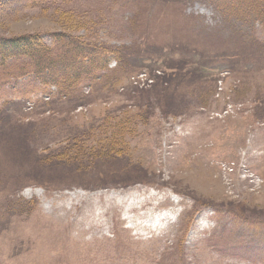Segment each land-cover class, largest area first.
<instances>
[{
  "label": "rangeland",
  "instance_id": "obj_1",
  "mask_svg": "<svg viewBox=\"0 0 264 264\" xmlns=\"http://www.w3.org/2000/svg\"><path fill=\"white\" fill-rule=\"evenodd\" d=\"M209 2L0 0V264H264V0Z\"/></svg>",
  "mask_w": 264,
  "mask_h": 264
},
{
  "label": "trees",
  "instance_id": "obj_2",
  "mask_svg": "<svg viewBox=\"0 0 264 264\" xmlns=\"http://www.w3.org/2000/svg\"><path fill=\"white\" fill-rule=\"evenodd\" d=\"M222 9L223 11L227 12V9H224V8H220ZM30 42V44H33L34 42L32 40L29 41V38L25 39V38H20L14 42L11 43L12 47L18 52L20 50H23L25 52H27V46H28V43ZM24 55V54H23ZM73 83H71L69 85V89L70 91L72 90L73 88ZM78 152L82 153L83 152V148L79 147L77 149ZM61 158L62 159H65L68 163H69V158L65 155V153L61 154Z\"/></svg>",
  "mask_w": 264,
  "mask_h": 264
}]
</instances>
